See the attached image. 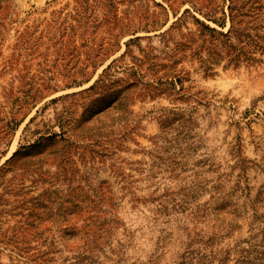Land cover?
Wrapping results in <instances>:
<instances>
[{
    "label": "rangeland",
    "instance_id": "rangeland-1",
    "mask_svg": "<svg viewBox=\"0 0 264 264\" xmlns=\"http://www.w3.org/2000/svg\"><path fill=\"white\" fill-rule=\"evenodd\" d=\"M233 2L0 0V264H264V0Z\"/></svg>",
    "mask_w": 264,
    "mask_h": 264
},
{
    "label": "trees",
    "instance_id": "trees-1",
    "mask_svg": "<svg viewBox=\"0 0 264 264\" xmlns=\"http://www.w3.org/2000/svg\"><path fill=\"white\" fill-rule=\"evenodd\" d=\"M234 2L233 0H230V6H229V10H230V22L232 24V26H234L235 24V20H237V23H239V17H241V15H239V11L236 9V7L234 8ZM221 21V20H218ZM216 24H218L219 26L223 27L225 22H216ZM204 28L208 31H210L213 34H220V32H218L217 30L207 26L206 24H203ZM221 36H224L223 34H220ZM253 44L258 48L260 47L261 50L264 51V44L258 43V42H253ZM236 52H233L232 54H230V58L229 61L231 63H238L241 61V59H246V60H253V58H251L252 56H250V52L248 49H246L245 47L241 48V49H236ZM109 71L106 70L104 72V74ZM101 80V79H100ZM100 80L98 82H100Z\"/></svg>",
    "mask_w": 264,
    "mask_h": 264
}]
</instances>
